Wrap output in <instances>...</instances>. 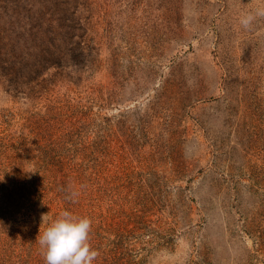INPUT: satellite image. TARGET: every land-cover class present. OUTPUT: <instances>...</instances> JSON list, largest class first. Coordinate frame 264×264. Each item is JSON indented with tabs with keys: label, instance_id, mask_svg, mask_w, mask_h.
<instances>
[{
	"label": "rangeland",
	"instance_id": "rangeland-1",
	"mask_svg": "<svg viewBox=\"0 0 264 264\" xmlns=\"http://www.w3.org/2000/svg\"><path fill=\"white\" fill-rule=\"evenodd\" d=\"M260 8L0 0V264L65 210L93 264H264Z\"/></svg>",
	"mask_w": 264,
	"mask_h": 264
},
{
	"label": "clouds",
	"instance_id": "clouds-1",
	"mask_svg": "<svg viewBox=\"0 0 264 264\" xmlns=\"http://www.w3.org/2000/svg\"><path fill=\"white\" fill-rule=\"evenodd\" d=\"M264 16V8L256 11ZM254 16L245 14L240 23L248 28ZM92 220L87 216H77L67 210L62 211L43 231L37 240L45 259V264H93L99 253L90 244Z\"/></svg>",
	"mask_w": 264,
	"mask_h": 264
}]
</instances>
